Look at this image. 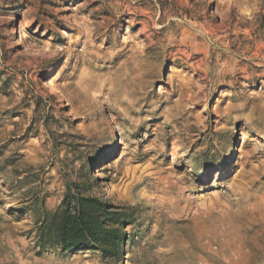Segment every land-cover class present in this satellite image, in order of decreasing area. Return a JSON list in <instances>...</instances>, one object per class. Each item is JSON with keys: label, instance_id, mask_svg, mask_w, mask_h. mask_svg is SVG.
<instances>
[{"label": "rangeland", "instance_id": "rangeland-1", "mask_svg": "<svg viewBox=\"0 0 264 264\" xmlns=\"http://www.w3.org/2000/svg\"><path fill=\"white\" fill-rule=\"evenodd\" d=\"M89 158L133 240L37 255ZM0 264H264V0H0Z\"/></svg>", "mask_w": 264, "mask_h": 264}, {"label": "trees", "instance_id": "trees-1", "mask_svg": "<svg viewBox=\"0 0 264 264\" xmlns=\"http://www.w3.org/2000/svg\"><path fill=\"white\" fill-rule=\"evenodd\" d=\"M95 159L83 163L84 180L70 181L60 204L44 211L36 222V254L55 249L61 253L97 252L101 259L117 258L128 238L126 228L134 219L133 207L125 210L94 193L92 176ZM131 210V211H130Z\"/></svg>", "mask_w": 264, "mask_h": 264}, {"label": "bare ground", "instance_id": "bare-ground-1", "mask_svg": "<svg viewBox=\"0 0 264 264\" xmlns=\"http://www.w3.org/2000/svg\"><path fill=\"white\" fill-rule=\"evenodd\" d=\"M149 29V28H148ZM109 94V93H108Z\"/></svg>", "mask_w": 264, "mask_h": 264}]
</instances>
